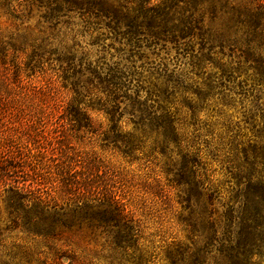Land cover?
Segmentation results:
<instances>
[{
	"label": "rangeland",
	"instance_id": "374dc122",
	"mask_svg": "<svg viewBox=\"0 0 264 264\" xmlns=\"http://www.w3.org/2000/svg\"><path fill=\"white\" fill-rule=\"evenodd\" d=\"M76 1L0 0V84L75 100L73 132L43 136L93 158L122 215L72 214L23 167L0 180V264H264V0ZM22 133L0 154H35Z\"/></svg>",
	"mask_w": 264,
	"mask_h": 264
},
{
	"label": "trees",
	"instance_id": "16d2710c",
	"mask_svg": "<svg viewBox=\"0 0 264 264\" xmlns=\"http://www.w3.org/2000/svg\"><path fill=\"white\" fill-rule=\"evenodd\" d=\"M65 1L69 5L77 6L76 0ZM2 84H0V132H20V134L25 132L22 134L28 139L29 146L32 147L31 151L36 150V153L32 154L29 151L23 158L18 152L15 157H9L7 152L0 154V180L5 183V177H8V174H13V172L16 174L23 167H30L32 170L51 168L57 177V183L61 184L63 188L62 197L65 199L63 201L71 206L72 214L89 212L92 215L94 211H90L93 209H102L103 212L113 217H120L122 210L116 200L112 198L107 200V197L104 196L106 183L100 172V165L89 156L80 155L76 160L75 155L70 153V146L67 145L61 134L54 137L43 136V132H69V130L73 132L69 116L71 113H80L81 111L74 104L75 100H69L64 103L65 106H42V103L39 105L34 102L33 98L20 85L16 87L15 93H12ZM14 102L18 105L17 109ZM79 115L82 116L83 124L81 125V122L78 121L76 129L80 132L89 127L90 121L84 115ZM58 122H62L63 126L65 123L68 128L66 127L67 129L64 130L56 126L59 124ZM29 132L38 133L31 135ZM48 150L49 155L46 153ZM29 158H32L30 160L33 161H28ZM3 171H5L4 174ZM21 178H25V176H21ZM95 191L98 193L97 195L100 194L99 197L93 196ZM36 201L34 206L40 208L38 204H41L42 200L36 199Z\"/></svg>",
	"mask_w": 264,
	"mask_h": 264
}]
</instances>
